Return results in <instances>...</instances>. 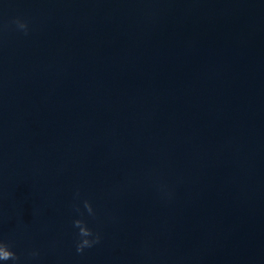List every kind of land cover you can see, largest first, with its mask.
I'll use <instances>...</instances> for the list:
<instances>
[{
    "label": "water",
    "instance_id": "water-1",
    "mask_svg": "<svg viewBox=\"0 0 264 264\" xmlns=\"http://www.w3.org/2000/svg\"><path fill=\"white\" fill-rule=\"evenodd\" d=\"M0 239L17 264H264V0H0Z\"/></svg>",
    "mask_w": 264,
    "mask_h": 264
},
{
    "label": "clouds",
    "instance_id": "clouds-1",
    "mask_svg": "<svg viewBox=\"0 0 264 264\" xmlns=\"http://www.w3.org/2000/svg\"><path fill=\"white\" fill-rule=\"evenodd\" d=\"M14 22L16 23L18 28L23 29L25 33H27V25L25 22H22L18 19ZM77 195H79L78 191ZM83 203L88 213L92 214L93 208L89 204L88 200H84ZM74 207L75 210L79 212L78 206ZM73 224L78 228V239L76 240L77 252H83L85 248H90L100 241L101 237L99 233H94L93 230L87 227L81 219H75L73 221ZM28 255L30 257H37L39 255V252L38 250L33 249L29 251ZM18 259L19 258L17 257V254L12 250L10 245L3 239H0V264H4V262L8 260H11L12 264H17Z\"/></svg>",
    "mask_w": 264,
    "mask_h": 264
}]
</instances>
